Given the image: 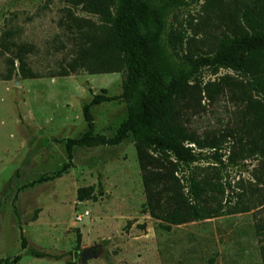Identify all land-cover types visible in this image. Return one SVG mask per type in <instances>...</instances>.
I'll return each instance as SVG.
<instances>
[{"label":"rangeland","instance_id":"obj_1","mask_svg":"<svg viewBox=\"0 0 264 264\" xmlns=\"http://www.w3.org/2000/svg\"><path fill=\"white\" fill-rule=\"evenodd\" d=\"M68 8L80 17L79 28H69ZM168 19L182 25L184 41L194 30L199 36L216 34V15L206 10L205 0H184ZM101 25L98 15L69 0H0V36L12 29L15 40L32 44L26 60L40 75L22 77L18 61L13 66L9 54L0 52V257L20 254L15 264H68L69 259L77 264H264V200L248 211L168 230L144 213L146 197L131 135L118 144L74 145L70 168L56 175L68 161L66 140L88 131L83 105L94 94L118 97L90 106L92 136L113 137L127 117L119 97L121 72L68 69L77 55L73 34ZM64 69L69 73L59 74ZM224 73L236 75L226 68L217 74L206 67L200 71L204 82ZM231 108L226 97L213 103L203 98L191 125L202 134L216 133L227 124ZM209 153L200 164L214 161ZM221 168L236 192L253 188L263 198L264 191L257 190L263 184L255 178L258 159ZM89 185L95 198L78 200V188ZM83 249L93 251L84 260Z\"/></svg>","mask_w":264,"mask_h":264},{"label":"trees","instance_id":"obj_2","mask_svg":"<svg viewBox=\"0 0 264 264\" xmlns=\"http://www.w3.org/2000/svg\"><path fill=\"white\" fill-rule=\"evenodd\" d=\"M69 1L98 15L102 25L73 34L77 55L68 69L121 72L119 97L125 100L127 117L113 137L92 136L90 106L118 97L94 94L83 105L88 131L66 140L68 161L56 175L70 168L74 145L118 144L131 135L146 197L142 211L159 220L162 228L262 204L264 195H255L253 188L236 192L224 180L221 165L258 159L260 174L255 178L263 185L257 190L264 191V0H205L206 10L216 15V34L199 36L194 30L185 41L182 25L168 19L184 0ZM67 16L72 21L69 28H79L81 19L70 8ZM13 34L12 29L2 32L0 52L9 54L13 66L18 61L22 77L40 76L26 60L32 44L15 40ZM204 67L213 74L226 68L236 75L224 73L204 82L200 75ZM221 96L232 103L230 118L222 130L202 134L191 125V117L203 98L213 103ZM226 148L228 154L222 151ZM207 150L214 161L202 165L200 160L209 158ZM94 189L93 185L78 188L77 199L95 198ZM21 238L25 246L23 233ZM20 258V254L0 257V264H15ZM68 264L77 262L69 259Z\"/></svg>","mask_w":264,"mask_h":264},{"label":"water","instance_id":"obj_3","mask_svg":"<svg viewBox=\"0 0 264 264\" xmlns=\"http://www.w3.org/2000/svg\"><path fill=\"white\" fill-rule=\"evenodd\" d=\"M90 255H92L91 249H83L80 253V257L82 260H84V258H86ZM77 257H78V251H74V258L76 259Z\"/></svg>","mask_w":264,"mask_h":264},{"label":"crops","instance_id":"obj_4","mask_svg":"<svg viewBox=\"0 0 264 264\" xmlns=\"http://www.w3.org/2000/svg\"><path fill=\"white\" fill-rule=\"evenodd\" d=\"M92 250V249H91ZM93 252V251H92Z\"/></svg>","mask_w":264,"mask_h":264}]
</instances>
